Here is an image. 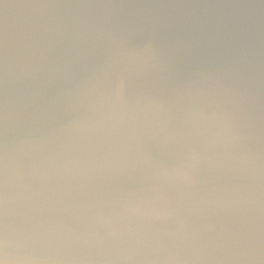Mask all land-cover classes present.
<instances>
[{
	"label": "water",
	"instance_id": "95a60500",
	"mask_svg": "<svg viewBox=\"0 0 264 264\" xmlns=\"http://www.w3.org/2000/svg\"><path fill=\"white\" fill-rule=\"evenodd\" d=\"M3 264H264V0H0Z\"/></svg>",
	"mask_w": 264,
	"mask_h": 264
},
{
	"label": "clouds",
	"instance_id": "9594fccd",
	"mask_svg": "<svg viewBox=\"0 0 264 264\" xmlns=\"http://www.w3.org/2000/svg\"><path fill=\"white\" fill-rule=\"evenodd\" d=\"M0 264H3V261H0Z\"/></svg>",
	"mask_w": 264,
	"mask_h": 264
}]
</instances>
